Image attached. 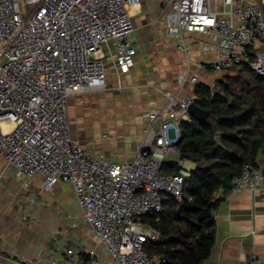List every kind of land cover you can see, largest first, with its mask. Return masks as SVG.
Returning <instances> with one entry per match:
<instances>
[{
	"label": "built area",
	"instance_id": "2783aa9c",
	"mask_svg": "<svg viewBox=\"0 0 264 264\" xmlns=\"http://www.w3.org/2000/svg\"><path fill=\"white\" fill-rule=\"evenodd\" d=\"M215 1L159 0L166 10L165 34L179 38L176 49L188 56L191 42L183 34L211 42L203 46L211 60L195 64L200 71L224 74L247 65L264 77V53H250L264 45L262 6L224 0L231 9L218 13ZM137 6L139 0H0V156L27 179L40 177L44 191L70 183L84 222L114 264H163L144 252L158 231L142 217L161 212L164 195L182 200L191 172L175 147L195 97L168 94L165 106L144 113L148 126L130 162L90 157L69 135L68 100L105 89L107 63L115 71L132 68L129 9ZM190 84L199 82L192 77ZM174 155L175 163L167 159ZM166 164H174L177 173H163ZM231 186V192L256 193L264 202L262 176L254 166L244 165ZM46 264H99L97 248L67 249Z\"/></svg>",
	"mask_w": 264,
	"mask_h": 264
},
{
	"label": "crops",
	"instance_id": "0c3cea01",
	"mask_svg": "<svg viewBox=\"0 0 264 264\" xmlns=\"http://www.w3.org/2000/svg\"><path fill=\"white\" fill-rule=\"evenodd\" d=\"M242 1L243 6L264 3ZM230 9L224 0L214 3L215 12L228 13ZM132 11L130 40L136 49L132 68L115 71L107 63L105 89L76 94L67 102L70 137L90 157L116 164L130 162L141 143L148 126L144 113L165 106L168 94L193 99L192 77L205 85L216 80L211 71H200L195 65L211 60V52L203 50L204 45H211L206 37L183 34L191 42L187 44L190 55L186 62L185 55L174 47L177 39H169L164 33L165 11L158 0H140L139 8ZM257 52L264 53V45H256L251 51ZM180 76L187 82L181 84ZM95 96L101 98L100 105L87 111L84 128L78 122L77 108L84 110L87 100ZM126 103L131 105V115L122 111ZM254 167L264 184V147ZM218 197L223 199L214 216L215 242L205 264H264V202L248 191L225 196L220 192ZM78 220L84 222L70 183L44 191L40 177L27 179L0 156V264H46L48 259L64 256L67 249L86 251L92 247L97 248L99 264H114L93 231L88 225L84 231L80 229Z\"/></svg>",
	"mask_w": 264,
	"mask_h": 264
},
{
	"label": "trees",
	"instance_id": "16d2710c",
	"mask_svg": "<svg viewBox=\"0 0 264 264\" xmlns=\"http://www.w3.org/2000/svg\"><path fill=\"white\" fill-rule=\"evenodd\" d=\"M194 103L209 113L200 122L188 117L180 123L176 150L182 161L193 164L180 202L162 196V210L147 213L142 223L158 231L146 241L144 252L163 264H205L215 242V213L231 189V181L244 165L255 166L264 147V77L247 65L230 70L209 88L194 87ZM161 171L175 174L174 164Z\"/></svg>",
	"mask_w": 264,
	"mask_h": 264
},
{
	"label": "rangeland",
	"instance_id": "374dc122",
	"mask_svg": "<svg viewBox=\"0 0 264 264\" xmlns=\"http://www.w3.org/2000/svg\"><path fill=\"white\" fill-rule=\"evenodd\" d=\"M159 1V0H158ZM160 4V3H159ZM139 6H140V0H139ZM139 6H137L136 8H139ZM160 7L162 8V6L160 5ZM135 8H132L131 9V11L132 10H134ZM162 10H164L165 12H164V15H165V13H166V10L165 9H163L162 8ZM130 11V9H129V12H130V14H132L133 13V11L131 12ZM164 15H163V19H162V24H163V20H164ZM132 25H133V22H132ZM134 28V27H133ZM163 29L165 30V27H164V24H163ZM164 33H165V31H164ZM189 34H191V33H189ZM167 36V35H166ZM167 37H170L169 39H173L175 36H167ZM178 39V41H179V38H177ZM178 41H176L175 43H174V47L176 48L177 47V45H178ZM254 48V47H253ZM253 48L252 49H250V53H251V51L253 50ZM187 50H188V47H187ZM189 51V50H188ZM183 53V52H182ZM184 54V53H183ZM189 54H190V52H189ZM185 59H186V62H189V56L188 55H185ZM244 67V66H243ZM242 67V68H243ZM241 68V69H242ZM231 70H235V71H239V70H236V69H231ZM211 71V70H210ZM209 74H211V75H214L215 76V78H216V80L219 78V77H221V75H222V73H216V72H213V71H211V72H209ZM215 80V79H214ZM81 95V94H80ZM74 96H76V95H74ZM73 96V97H74ZM78 96V95H77ZM80 98V96L78 97V99ZM99 99H101V98H99L98 96H95V97H90L88 100H87V104H85V105H87L86 106V108L83 110L80 106L77 108V110H78V122L80 123V124H82V126H84V128H85V126L87 125V121H88V119L86 118V113H87V111L90 109V110H94V109H97L98 108V106L100 105V103H99ZM93 100V101H92ZM122 111H127L126 113L127 114H129V115H131L132 114V109H131V105H129V104H127L126 103V106L124 107L123 106V110ZM130 117V116H129ZM153 127H154V129L155 130H157L158 129V120H156V121H154L153 122ZM170 162H177L179 159H178V156H169L168 158H167ZM183 168L185 169V170H187V171H190L191 172V170H193V164H191V163H189V162H186V161H183ZM231 192V191H230ZM78 227L80 228V229H83V231L85 230V226H87L86 225V223L85 222H83V221H79L78 220ZM82 238H83V240H85L87 237H86V235L83 233L82 234Z\"/></svg>",
	"mask_w": 264,
	"mask_h": 264
},
{
	"label": "water",
	"instance_id": "95a60500",
	"mask_svg": "<svg viewBox=\"0 0 264 264\" xmlns=\"http://www.w3.org/2000/svg\"><path fill=\"white\" fill-rule=\"evenodd\" d=\"M262 10L264 14V3L262 5ZM187 113L189 117L195 118L196 120L200 122L205 121L209 116V113L207 111L200 109L194 102H192L188 106Z\"/></svg>",
	"mask_w": 264,
	"mask_h": 264
},
{
	"label": "bare ground",
	"instance_id": "6f19581e",
	"mask_svg": "<svg viewBox=\"0 0 264 264\" xmlns=\"http://www.w3.org/2000/svg\"><path fill=\"white\" fill-rule=\"evenodd\" d=\"M11 127H12V126H7L6 124H3V128H4V129H8V130H9Z\"/></svg>",
	"mask_w": 264,
	"mask_h": 264
}]
</instances>
